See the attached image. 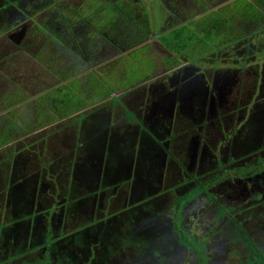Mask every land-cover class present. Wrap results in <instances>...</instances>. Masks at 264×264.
I'll return each instance as SVG.
<instances>
[{
  "label": "rangeland",
  "instance_id": "1",
  "mask_svg": "<svg viewBox=\"0 0 264 264\" xmlns=\"http://www.w3.org/2000/svg\"><path fill=\"white\" fill-rule=\"evenodd\" d=\"M63 1L67 0H29V2H26L28 7H31L30 3L36 6L32 8L35 16H31L30 20L36 17L34 21H37L38 24L45 23L53 27L51 28L54 30H51V40L48 42L47 38L49 40L50 34L49 32L44 33L40 31L43 30L41 26L37 27L38 30L36 32L31 30L29 34H26L25 40H29L30 43H21L18 47H16L12 39L4 36L2 32L4 30L0 31V111L9 103L10 107L13 105L10 109L0 113V120H4L3 123L0 122V143H3L6 136L11 137L6 144L0 145V153L2 151L3 153L9 154L6 147L12 150L11 152H17L20 148L32 144L30 146L32 151L30 150L27 154L25 149L20 157L15 159L11 157L7 163L3 164L7 169L4 170V167L3 169L0 168V198L2 199V201L0 200V213L3 212L1 208L5 206L8 197V193L5 194L3 190L6 186V181L8 183L9 177L13 172L21 170L20 167H28L30 171L26 176H31V179L34 180V178L36 179L37 175L40 174L41 182H43L42 188L45 186L59 187L58 194L55 198L58 202L57 207L59 209L64 202L63 196H65L66 187L70 182L72 183L68 186V191L70 192L71 190L70 196L73 200H70V197H68L69 200L65 203L67 207L71 206L73 202L74 204L72 208H70L68 222H64V225L67 232L73 233L78 226L88 223L94 217H100L103 214L113 212L120 213L127 197L126 188H129L130 185H132L133 190L130 195L131 200L138 201L165 188L172 190L171 184L174 183L175 179L163 178L164 176H161L160 173L158 174L154 170L148 169V172H152L149 177H138L136 181H132L133 183L131 182L129 185L128 182L131 181V176L136 175L134 170H132L131 176H127L125 179L131 167L130 163L124 165L123 172H115V169H112V173H109L110 177H106L104 172L107 169L108 162H104L103 153H101L98 158L91 155L90 164L93 163V166L91 165L93 168L90 170L81 169L79 163H77V165L74 163L75 171L73 172L74 167L72 168V166L74 165L68 160L72 159V153L74 152L73 148L77 143H81L80 141H82V136L84 134L82 132L78 133L75 128V123L73 124L71 122L73 118L77 117L76 114L78 112L76 114L75 111L68 110V112H66V110L61 108V102H65V100L63 97L59 99V94H63L61 91L62 89L58 88L59 85H65L64 87L66 90H72L71 92L75 93L76 97L81 98L82 101L85 102V108L89 107V110L92 109V106L94 107L93 109L96 108L94 112L90 113L89 111V113H87V110H84V114H82L85 115V119L88 117L93 119L99 117L95 122H98V125H96L97 128L93 125L96 132L102 127L100 123L102 118L112 124L116 131L121 130L122 126L127 123L134 127L135 125H139L140 121L137 117L141 118L143 110L145 111L144 107L149 103L146 102V100L149 99L148 95L146 100L144 96L142 98L143 88H146L149 83H153L160 78L162 79L163 77L160 75L162 73L166 77L168 73H172L175 69L182 66L181 63L199 64L203 67L208 66L211 69L224 65L223 67H231L230 70L234 67L241 66V73L243 74L241 79H245L244 83L246 86L240 90L241 93L240 97H238V102H242L240 104L241 107L249 106L252 99L249 98L248 91L251 90L252 92L254 88L252 80L247 76V72L253 69L258 70L264 65L262 64L264 61V14H261L259 10V3L257 2L258 6L256 4V6L252 8V5L249 3L250 0H68V2L70 1L69 4L79 3L82 12H84L83 16L79 19V24L85 20L88 21L89 25L96 27L88 30V35H81L76 31L74 34H70V32L67 31L66 21L60 19V14L64 11L61 5ZM181 5L184 7L179 10V6ZM178 10L185 18L189 19L184 25L182 24V26L177 24L178 21L181 20H178L176 16ZM117 13L121 14L122 18L117 17ZM71 15L72 14L69 13L71 19H67H70L71 25L78 26L77 19ZM131 19L133 20V25H135V22L137 25L140 24L139 26L144 29V32L147 35H151V41L144 40L141 44H136L129 49L126 48L127 46H124L127 45L125 43L122 45V47H124L122 52L119 51L115 56L104 60L107 58V55L102 54L99 50L94 51V46L98 45L97 42L100 41L108 42V38L112 40L113 38L121 40V42L124 43V39L128 34H119L117 33V29L124 23H126V25L129 24ZM120 21L123 22L120 23ZM111 23L113 28L109 26L111 27L109 32L108 25ZM165 25L169 28L170 26L174 27H172L173 29L163 32ZM115 26L118 28H115ZM101 31H105V33H101ZM249 31H254L255 33L243 37L244 33ZM55 32L57 36L61 38L63 36L65 40L63 41L60 37H56ZM71 35L73 36L71 39L73 43L71 45H75L77 50H80L83 54H80L79 59L75 60L74 64L68 61L66 65L67 68H63L69 71L71 70V75L73 76L78 75L63 83V81L66 80L53 74L52 70L50 73L47 71V64L49 63L51 65V62L55 61L57 54H61L64 43L68 41L66 38L70 39ZM250 36H252L250 44H248L250 57L246 60L238 64L233 60L227 61V59H218V55L221 54L222 50L226 52V44H230L233 39L244 42V38ZM74 38L77 44L74 43ZM56 40H58V42ZM163 43L167 46H165L163 50H158L160 54L159 57H157L158 53L156 55L157 50H154L153 45L159 44L164 46ZM68 45L71 46L70 44ZM71 47L73 48V46ZM2 52L6 53L7 57L3 58L4 55H2ZM107 52H105V54ZM72 53L74 52L71 50L65 53V55L68 56ZM83 55H85L84 58ZM70 58L73 57L70 56ZM87 59L90 60L88 65L85 64V62H88ZM61 61H63V58ZM51 69L53 68L51 67ZM44 71L48 72L47 74L49 75L43 73ZM39 77L43 78L40 82L38 81ZM74 79L78 81V86L75 88V83H73ZM42 86L48 88L45 89L43 87L44 90L41 93L34 95L37 91H40ZM55 88H58L57 93L52 91ZM13 89L14 91L12 92L11 90ZM67 94L70 95V93ZM231 96H233V94ZM2 97H5V100H3ZM27 97L29 98L27 99ZM150 99H152V97ZM131 111L136 112L138 116H134ZM2 114L4 115L1 116ZM257 116L258 114L255 115V118ZM187 119L188 121L178 126L174 125V128L172 127L174 130L167 131L166 134L175 135V131L179 127L186 129L185 126L193 127L197 125L198 118L195 119V121H192V119L189 120V118ZM7 121H12L14 126L12 125L4 129V122ZM251 121L252 122L249 121L248 125L245 127L249 131L250 129L252 130L254 128L253 126L256 124L254 118ZM86 128L89 132L90 126H88V123ZM157 131L160 134L165 133L161 128L159 130L157 129ZM250 136L255 139L253 132H250ZM118 139L120 138H116V140ZM181 142L183 148H185V146L187 147L188 141L186 137L184 138L183 136ZM239 142L247 143L248 140L242 136ZM172 145L173 148H175L174 142ZM85 148L88 149L89 145L86 144ZM134 148L135 147L129 149L125 146L114 147L112 154L109 156V160L114 164L118 163L127 155H133V157H135V153L138 151ZM169 151L176 159L181 158L180 154L177 155V153L172 152V150ZM245 154H248V152ZM1 157L3 158L2 153ZM21 157L23 160L27 159L25 163L18 165L22 160L20 159ZM163 159L167 161H164L166 162L165 164H163ZM163 159L161 171L164 172L165 168L171 169L169 160H172V157L170 155L169 158H167L163 155ZM251 159H253V157H247L245 160L249 161ZM47 165L49 167L48 173H33V171L43 169L47 167ZM224 165L229 167L231 171L237 164H230L226 161ZM60 168H62V170L57 172ZM135 168H138V166L135 165ZM10 171H12L11 174ZM71 171L73 172L71 173L73 176H69ZM205 171L208 172L207 170ZM15 175L16 173L13 177ZM50 179L52 183H50ZM53 179H58V185ZM124 179L126 180L125 183ZM119 180H121V182L118 186ZM84 181H90L92 184L81 189L79 184L84 183ZM47 182L50 184H47ZM39 184L41 186V183ZM101 186L105 188L103 189ZM217 187L218 186H215L214 189L217 190ZM100 189H103L102 192H99ZM17 190L13 192L17 193ZM36 190L39 192L40 188L38 187ZM79 191L81 195L84 191L90 193V196L88 195V198L84 200L83 204L80 202V197L76 198V196L79 195ZM111 191L112 193H116V200L119 201L116 204H111L109 202L108 197ZM173 192L175 191L172 190V192L169 191V193H165V208L170 206ZM37 195L41 194L37 193ZM190 196L191 194L188 193L182 194V200ZM38 198L41 199V197ZM212 198L213 197L209 193L206 200L211 201L213 200ZM79 202L81 205H78ZM94 204H101L102 209L94 210ZM37 206L40 207L41 211H44L43 215L46 217V196H43L40 202L38 201ZM195 206L194 203L193 205L191 204L187 212L191 211L192 214ZM201 207H204V210L207 209L206 204ZM34 211L39 212L37 209ZM212 212L214 213L213 209ZM73 213L75 214L74 217L72 216ZM27 214L28 212L26 215ZM202 216H204V213L200 212V210L197 212V215H194V229L198 226L195 221L202 220ZM209 216L213 219L212 215ZM242 217L243 216L240 218ZM4 218L6 219V217L1 214V223L4 222ZM211 219H209V221ZM206 225L207 223L205 221L203 226ZM207 226L209 227V231L206 232H213L211 226ZM224 228L226 227L223 226L221 229L218 227L219 231H214L213 236L217 234L219 236L224 235L221 233ZM260 230H264V226L260 228ZM193 233L194 235L192 234V237L183 236L182 242L185 241L189 247L199 250L197 249L199 248V241H194L193 238L196 235L195 232ZM235 233L238 239L237 242L228 239H226V242L225 240H220V246L217 251H210L215 264H264V251L260 253L255 249L250 238L247 236L245 238L241 232L236 231ZM225 234H227V230ZM203 237H206V235H203ZM8 243L10 246L14 244L10 241H8ZM219 244L217 243V245ZM126 245L127 244L120 246V250L123 251V253L125 252L124 246ZM221 245L223 246L222 248ZM4 248L5 245H2L0 250H7ZM221 249H225V251ZM219 253H222V255ZM24 258L30 259L31 256L28 255ZM206 260L209 259H203L204 262ZM1 262H4V264H15L18 260L16 261L15 256H10L9 260L5 259ZM30 262L32 261L27 259L24 260V264H31ZM184 264L198 263H191L186 260Z\"/></svg>",
  "mask_w": 264,
  "mask_h": 264
},
{
  "label": "flooded vegetation",
  "instance_id": "2",
  "mask_svg": "<svg viewBox=\"0 0 264 264\" xmlns=\"http://www.w3.org/2000/svg\"><path fill=\"white\" fill-rule=\"evenodd\" d=\"M27 1L29 2V0L0 1V5L3 9L1 12H4L3 15L8 20L6 24L5 22H7V20L5 18L1 21L3 28H5L4 31H1L4 36L12 39L16 47L21 45V43H30L29 40H25V37L31 30L36 32L38 30L37 27L41 26L42 28L48 29L50 26L45 23L38 24L37 21H34L36 17L30 20L31 16H35L32 8L36 6L30 3L31 7H28ZM69 2L67 0L61 3L62 9H64L62 12L66 21V27L68 28L67 31H69L70 34H74L76 31L78 34L88 35V30L96 27L89 25L85 20L83 21L84 23L81 22L79 24V19L83 16L84 12H82L79 3L69 4ZM182 7L184 6H179V10ZM179 10L176 16L178 20H181L178 21L177 24L182 26V24L184 25L189 19L185 18ZM69 13L77 19L78 26L71 25V18H66L69 16ZM116 16L122 18L121 14L117 13ZM121 22L123 21H120V23ZM132 22L133 20L131 19L129 24L126 25V23H124L117 29V33L119 34H128L124 39V43L121 42V40H116L114 38L112 40L108 38V42H97L98 45H95V49L93 50H99L102 54L107 55V58L104 59L106 60L118 54L119 51L122 52L124 50L122 45L125 43L127 45L124 46H127L126 48L129 49L136 44H141L144 40L151 41V35H147L144 29L139 26L140 24L137 25L135 22V25H133ZM111 25L112 23L108 25V31L111 29ZM172 27L170 26L169 28L165 25L163 32L173 29ZM115 28L118 27L115 26ZM254 31H249L244 34H252L256 32ZM101 33H105V31H101ZM72 37L71 35L70 39ZM251 38L252 36H250V39ZM66 39L70 40L68 38ZM73 41L75 42V39ZM159 44L153 45L154 50H157V57H159L160 54L158 50H163L165 46H167L164 43V46ZM226 45V52L222 50L221 54H217L219 60H233L240 64L241 61L250 57L249 52L246 51L244 42L235 40ZM4 52H2V55H4L3 58L7 57ZM105 52L107 53L105 54ZM83 57H85V55H83ZM87 61L86 64L88 65L90 60L87 59ZM262 64H264V61ZM181 65L182 66L175 69L172 73H168L166 77L163 73L160 74L163 77L162 79L160 78L153 83H149L146 88H143L142 98L144 96L146 100L148 95V98L150 99L152 97V99L146 100V102L149 103L144 107L145 111L143 110L141 118L137 117L140 121V126L138 125L136 134L138 137L143 136L145 139L154 138L162 147L161 154L160 151L157 154L159 158H161L160 166L155 168L154 171L164 176L163 178L175 179L174 183L171 185L172 190L176 193L184 194L186 191L193 190L194 187H196L194 181L202 183L201 181L211 180L215 175L220 176L219 179H216L214 182L211 183L210 181L207 187L213 200H206L207 196L203 194L192 196L187 201L183 202L182 210L185 211L189 209L191 204L193 205L194 203L196 205L193 210L194 214L197 215L199 210L203 212L207 225L214 226L216 230H218V227L219 229L223 226L226 228L221 231L224 235L219 236L217 234L213 236L214 232L208 235L205 234L206 237H203L204 245L202 247L199 246V248H197L199 250L184 247L185 253L184 255H180V260L182 264H184L186 260L198 264H215L210 251H217L220 246V240H225L226 242V239H228L237 242L236 231L241 232L243 236L249 237L255 249L264 251V230H260V228L264 226V65L258 70H248L247 76L252 80L254 91H248L249 98L252 99L251 104L242 107L240 105L242 102H238V97H240V90L246 85L244 83L245 79H241L243 76L241 73V66L234 67L230 70L231 67H223L224 65H221L222 67L217 66V68L214 69L208 66L203 67L199 64L181 63ZM70 79L71 78L63 81V83ZM73 83H75L74 88L78 86L77 79ZM11 91L13 92L14 89ZM232 94L233 96H231ZM28 98L29 97H27V99ZM2 99L5 100V97H2ZM11 107L9 103L6 107L2 108L0 113H3ZM83 110H85V108H83ZM132 114L138 116L136 112H132ZM256 114H258V116L255 118ZM3 115L4 114L1 116ZM187 118H189V120L192 119V121L198 118L197 125L193 127L185 126L188 130L179 127L175 131V135L166 134L167 131L174 130V125L178 126L188 121ZM253 118L256 124L253 126L254 128L249 131L245 127L248 125L249 121L252 122L251 120ZM160 128L165 132L164 134H160L157 131V129L159 130ZM250 132L254 133L255 139L250 136ZM183 136L184 138L186 137L188 141L187 147L185 148H183L181 142ZM242 136L247 138V143L239 142ZM173 142L175 143V148H173ZM169 150L177 153V155L180 154L181 158L176 159ZM247 152L248 154H245ZM163 155L167 158H169L170 155L172 157V160H169L171 169L165 168L164 172L161 171ZM247 157H253V159L246 161L245 159ZM164 161L166 160L163 159V164L167 162ZM226 161L230 164L235 163L237 165L230 171V168L224 165ZM150 173L152 172L147 171L145 174L146 178L149 177ZM215 186H218L217 190L214 189ZM128 190H130V187ZM115 194V192L112 193L111 191L108 197L111 204L119 202L116 200L117 197ZM127 200L128 197H126L123 207L128 203ZM204 204H206V210H204V207H201ZM214 204L226 207V211L230 216L232 215L231 218L235 221V224L229 223L225 217H221L220 220H217L215 214L212 212V205ZM93 209L100 210L102 206L101 204H94ZM107 214L114 217L117 214L126 215L128 213L121 209L120 213L113 212ZM50 215L51 211L46 214V217H43L45 220L44 222H46ZM209 215H212L213 219H211ZM241 216L243 217L240 218ZM209 219L211 220L209 221ZM199 221H196L197 224ZM207 225L206 227H208ZM114 230L116 231L117 229L114 228ZM226 230L227 234H225ZM24 237L29 243L33 236L25 235L21 238ZM154 237L162 238L160 235H154ZM11 241L14 243L11 245L13 248V246L17 244L18 239H11ZM109 242L112 241L110 240ZM217 243L219 245H217ZM97 246L99 247L97 248ZM101 246L102 241L94 248L98 251ZM161 246L162 244L160 247ZM39 247L43 249L45 256L48 258L47 264H52L53 258L56 256L52 244ZM61 247H66V244H62ZM124 247L125 252H121L120 256L132 252L129 245ZM222 247L221 245V248ZM221 250L225 251V249ZM197 253L198 255H195ZM219 254L222 255V253ZM204 258L209 260L204 262ZM114 263L115 261L112 262V264ZM64 264H71V260L66 259Z\"/></svg>",
  "mask_w": 264,
  "mask_h": 264
},
{
  "label": "trees",
  "instance_id": "3",
  "mask_svg": "<svg viewBox=\"0 0 264 264\" xmlns=\"http://www.w3.org/2000/svg\"><path fill=\"white\" fill-rule=\"evenodd\" d=\"M1 11H3V9L0 5V31L5 29L3 28L1 21L4 20V18L6 19V17L3 15L4 12L2 13ZM66 18L70 17L67 16ZM60 19L65 21L63 12L60 14ZM6 23H8V20L5 22V24ZM51 28L53 27L49 26L48 29L43 28V30H40L44 33L49 32L50 37L49 40L47 38V42L51 40V30H53ZM245 35L249 36L251 33L244 34L243 37ZM56 37L60 36H57L56 34ZM62 38L60 37V39ZM71 39L64 43L65 49L62 47L63 49L61 54H57L59 57L56 56L55 61H52L51 65L49 63L47 64V71L49 73L52 70L53 74L64 80L73 78L75 75H71V70L69 71L63 68H67L66 65L68 64V61L71 62V64H74L75 60H78L81 54V51L77 50L75 45H71L73 43ZM56 41L58 42V40ZM232 41H235V39ZM243 41L246 45V51H248L250 37L244 38ZM68 44L73 46V48ZM71 50L74 53L66 56L65 53H68ZM70 56L73 58H70ZM62 58L63 61H61ZM51 67L53 69H51ZM45 71L43 73L47 74L48 72ZM41 79L43 78L39 77L38 81L40 82ZM75 80L76 79L73 81L75 82ZM64 86L65 85H59L58 87L61 88V91L63 92V94H59V99L63 97L65 100V102H61V108L66 110V112H68V110L77 111L79 109L85 108V102L82 101L81 98L76 97V94L71 92L72 90H66ZM43 87L44 86L41 87L40 91L44 90L45 87ZM58 88H55L52 91L57 93ZM67 93H70V95ZM88 108H85L87 113H89V111L91 113L96 110V108L93 109V106L91 107V110ZM83 111L84 110L78 112L77 114L75 113L78 118H73L71 121L73 124L75 123V128L78 133L82 132L84 134L82 136V141H80L82 144L77 143L79 146H74V152L72 153L71 157L72 159L69 158L71 160H68L73 165L74 163L75 165L79 163L81 169L90 170L93 168V163L90 164L91 155L95 158H98L99 155L103 153L102 155L104 162H108L107 169L104 172L106 177H110L109 173H112V169H115V172H123L124 165H127V163L131 164L129 173L125 176V179L127 176H131L132 170H134L136 175L131 176V181L128 182L129 185L132 181H136L138 177L146 178L145 174L147 173L148 169L154 170L160 166L161 158H159L157 154L159 151L161 154L162 147L154 138L145 139L143 136L138 137L136 134L138 125H135L134 127L133 125L127 123L126 125L122 126L121 130L116 131L112 124L108 123L107 120L102 118L100 121L102 127L96 132L94 128L96 125H98V122H95L99 117H96L95 119L88 117L85 119V115H82L84 114ZM3 121L0 120L2 123ZM7 122H4V129H7L12 125L14 126L12 121L8 123ZM87 123L88 126H90L89 132L86 128ZM93 125L95 127H93ZM116 138L120 139L116 140ZM9 139H11V137L6 136L5 140H3V143H0V145L2 146L4 143L6 144ZM86 144L89 145L88 149L85 148ZM31 145L20 148L17 152H11L12 150H9V148L6 147L9 154L5 152L3 153L1 151L3 158L1 157L0 153V159L2 158L0 160V168L3 169V164L7 163L11 157L14 159L20 157L25 149L27 151L26 153L28 154V152L31 150ZM120 146H125L129 149L135 147L134 149H136L138 152L135 153V157H133V155H127L118 163L113 164L109 160V156L112 154L114 147ZM20 159H22V157ZM25 160L22 159L18 165L25 163ZM75 165L72 166V168L74 167L73 172L75 171ZM135 165L138 166V168H135ZM20 168L21 170L13 172V174L9 177L8 183L6 181L7 188L6 186L3 188L5 194L8 193V197L5 206L1 208L3 212L0 213V215L3 214L6 217V219H3V223L0 222V248L2 245H5L4 249L7 250H0V262L5 259L9 260L10 256H15L16 261L18 260V262L15 264H24L25 259L29 260V258L24 257L30 255V261H32L30 262L31 264H47L48 258L45 256L43 249L39 246L52 244L53 250L56 253L52 264H64L66 259H70L71 264H112L114 261V264H182L180 255H184V247L192 249L188 246L187 242H182L183 236L192 237V234L194 235L193 232H195L196 236L193 239L195 242L199 241V246L202 247L204 245L203 235H207L209 233L212 234L214 231L217 232L214 226H211L213 232H206L209 231V227L203 226L206 221L204 216H202V220L198 222V226L196 229H194L193 220L195 218V214L194 212L191 214V211L187 212V210H182V205L184 201H187L192 196L202 194L206 196L209 195V190L207 187L209 186L210 181L212 183L216 179H219V175H215L211 178V180L201 181L202 183H197L194 181L196 187H194L193 190L184 192V194H191V196L186 197L185 200H182V193L173 192L172 202L167 208H165V193H169V191L172 192V190H169L168 188L162 189L161 191L157 190L159 192L154 194L150 193L151 195L148 197L142 198L138 201H133L131 200L130 196L133 191L132 185H130V190H128L129 188H126L128 203H126V205L123 207V210L128 214H117L114 217L109 216V214H104L101 217H94L88 223L78 226V228H76L73 233H69L65 230L64 222H68L70 208H72L74 202L69 207L66 206L65 202L69 200L68 197H70V200H73V198L70 196L71 190L70 192L68 191V186L72 183L70 182L66 187V193L65 196H63L64 202L61 204V208L59 209L57 207L58 202L55 199L58 194L59 187L45 186L42 188L43 182H41L40 174L37 175V178H34L33 180L31 179V176H26V174L30 171L28 167L24 168L22 166ZM5 169H7L6 166L4 167V170ZM60 170H62V168H60L57 172H60ZM34 172L35 174L41 172L46 174L49 172V167L47 165V167L43 169H37L33 171V173ZM73 172L71 171L69 176H73L71 175ZM11 173L12 171H10V174ZM15 173L16 175L13 177ZM125 179L124 183L126 182ZM53 180L56 181L57 184L58 179ZM121 180L118 181V186ZM39 183H41V186ZM50 183H52L51 179ZM50 183L47 182V184ZM89 184L92 183L90 181H84V183L79 185L81 189H84L86 186H89ZM38 187L40 188L39 192L36 190ZM104 188L105 187H103V189ZM103 189H100L99 192H102ZM16 190L17 193L13 192ZM37 193H40L41 195H37ZM78 194L79 195L76 196V198L80 197L81 204H83L84 200L88 198V195L90 196V193L87 191H84L82 195L79 191ZM43 196H46L47 207H45V209L47 213L51 211V215L46 220V222H44L43 218L45 217L43 215L44 211H41L40 207L37 206L38 201L40 202ZM38 197H41V199ZM0 200L2 201L1 198ZM80 202L78 205H81ZM34 208L39 212H35ZM225 208L226 207L224 206L213 205V214H215V218L220 220L221 217H225L229 223L235 224V221H233L231 218L232 215L230 216ZM27 212L28 214L26 215ZM72 216L74 217L75 214L73 213ZM114 228H116L118 231H115ZM25 235L33 236L29 243L26 241L25 237L21 238ZM154 235H160L162 238H156ZM244 237L246 238V236ZM11 239H18L17 244L13 246V248L8 243V241L12 242ZM110 240L112 242H109ZM100 241H102V246L98 251H96L94 247L99 245ZM62 244H66V247L62 248ZM125 244L130 246L132 252L130 254H125L126 256H120L121 252L123 253V251L120 250V246ZM159 244H162V246L160 247ZM98 247L99 246H97V248ZM259 252L261 253V249H259ZM195 255H198V253ZM0 264H4V262H1Z\"/></svg>",
  "mask_w": 264,
  "mask_h": 264
},
{
  "label": "crops",
  "instance_id": "4",
  "mask_svg": "<svg viewBox=\"0 0 264 264\" xmlns=\"http://www.w3.org/2000/svg\"><path fill=\"white\" fill-rule=\"evenodd\" d=\"M257 2L259 3V10L261 11V14H264V0H250L249 3L252 5V8H253L254 6H256ZM257 6H258V4H257ZM37 93H41V91L37 92ZM37 93H35V94H37ZM82 110H83V108L79 109L75 112H80Z\"/></svg>",
  "mask_w": 264,
  "mask_h": 264
}]
</instances>
